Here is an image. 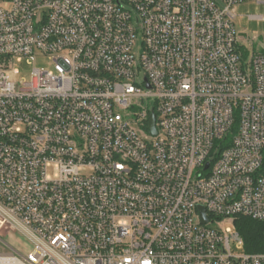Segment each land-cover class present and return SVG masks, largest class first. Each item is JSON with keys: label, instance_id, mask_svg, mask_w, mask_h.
<instances>
[{"label": "built area", "instance_id": "built-area-1", "mask_svg": "<svg viewBox=\"0 0 264 264\" xmlns=\"http://www.w3.org/2000/svg\"><path fill=\"white\" fill-rule=\"evenodd\" d=\"M245 1L264 3L0 0V264H264L234 224L264 241V52L235 29ZM39 54L54 70L12 79Z\"/></svg>", "mask_w": 264, "mask_h": 264}, {"label": "rangeland", "instance_id": "rangeland-1", "mask_svg": "<svg viewBox=\"0 0 264 264\" xmlns=\"http://www.w3.org/2000/svg\"><path fill=\"white\" fill-rule=\"evenodd\" d=\"M235 18L234 26L237 33L246 34V37L242 39L244 48L250 55L252 52H263L264 51V20L258 18H250L251 15H261L264 17V3H258L256 1H245L235 5ZM32 67L54 70V64L47 57L42 55H36L32 64L28 65L25 69H21L19 74L12 77L13 80L19 81L21 78H29V72ZM221 229L225 230L227 227H231V223L225 221L220 225ZM3 239L10 242L14 247L23 248L28 250L30 248L29 243L24 240L17 233H10L7 236H3ZM0 251L3 248L0 246Z\"/></svg>", "mask_w": 264, "mask_h": 264}, {"label": "trees", "instance_id": "trees-1", "mask_svg": "<svg viewBox=\"0 0 264 264\" xmlns=\"http://www.w3.org/2000/svg\"><path fill=\"white\" fill-rule=\"evenodd\" d=\"M234 224L243 239L245 252H264L262 225L258 221L248 217L238 216L234 218Z\"/></svg>", "mask_w": 264, "mask_h": 264}, {"label": "water", "instance_id": "water-1", "mask_svg": "<svg viewBox=\"0 0 264 264\" xmlns=\"http://www.w3.org/2000/svg\"><path fill=\"white\" fill-rule=\"evenodd\" d=\"M242 35L243 36H246V34H243L242 33ZM155 117H154V115L152 114V115H150V117H149V128H150V131L153 133V134H156V130H155V127H154V119ZM200 209V212H201V214H202V222L203 223H205L206 221H207V219H206V217H205V215H204V212H203V209L200 207L199 208Z\"/></svg>", "mask_w": 264, "mask_h": 264}]
</instances>
